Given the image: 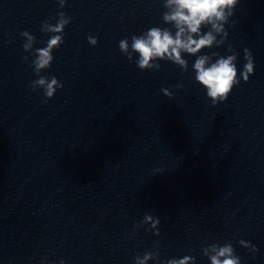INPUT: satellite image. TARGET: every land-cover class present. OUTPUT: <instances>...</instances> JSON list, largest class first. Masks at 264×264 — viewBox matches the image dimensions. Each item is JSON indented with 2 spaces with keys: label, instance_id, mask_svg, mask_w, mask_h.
I'll list each match as a JSON object with an SVG mask.
<instances>
[{
  "label": "clouds",
  "instance_id": "clouds-1",
  "mask_svg": "<svg viewBox=\"0 0 264 264\" xmlns=\"http://www.w3.org/2000/svg\"><path fill=\"white\" fill-rule=\"evenodd\" d=\"M60 8H64L66 0H57ZM239 0H164L166 11L162 14V20L172 28L151 27L143 34L132 35L119 42V50L131 62L134 55H138L135 63L141 70H159L158 61L164 60L179 66L183 71H188V61L184 54L196 56L192 69L195 73V81L206 89L207 98L213 106L228 99L233 88L240 84V80L247 82L254 74L255 62L250 49H244L245 63L238 76L237 59L238 54L234 52L233 46L228 43L227 51L231 55L221 56L216 52L211 54H200L206 48H219L228 41V31L225 25L229 23L230 17L234 15V9ZM56 23L50 20L42 23L40 31L49 35L46 47L34 48L36 38L28 31L21 32L26 42L22 45L25 52L32 53L31 67L37 79L31 81V91L42 90L46 100L52 99L63 84L55 76H42L41 72L49 69L54 60L53 51L59 49L64 42V29L71 23L72 17L64 12H59ZM207 28V31H203ZM174 29L175 31L173 32ZM88 43L97 45L98 40L91 35L88 36ZM24 59L27 61L28 57ZM182 88L183 85H177ZM162 93L171 98L172 92L161 89ZM46 102V101H45ZM160 220L158 217L145 214L143 221L136 227L150 225L155 235H159ZM239 244L249 249L253 254L257 248L250 242L240 240ZM159 249V244H154ZM210 264H241V258L236 255L232 243L226 242L223 245L213 243L202 248ZM159 252L150 251L134 257V264H148L150 260H158ZM60 264H64L61 261ZM161 264H195V258L184 256L183 258H172L161 262Z\"/></svg>",
  "mask_w": 264,
  "mask_h": 264
}]
</instances>
